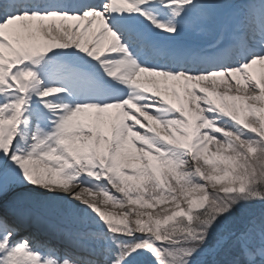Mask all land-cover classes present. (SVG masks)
Instances as JSON below:
<instances>
[{"label":"snow or ice","instance_id":"snow-or-ice-1","mask_svg":"<svg viewBox=\"0 0 264 264\" xmlns=\"http://www.w3.org/2000/svg\"><path fill=\"white\" fill-rule=\"evenodd\" d=\"M0 264H264V0H0Z\"/></svg>","mask_w":264,"mask_h":264},{"label":"bare ground","instance_id":"bare-ground-1","mask_svg":"<svg viewBox=\"0 0 264 264\" xmlns=\"http://www.w3.org/2000/svg\"><path fill=\"white\" fill-rule=\"evenodd\" d=\"M78 190V189H77ZM85 197L86 198H89L88 197V195L87 194H85ZM96 200H97V202L100 204V201L97 199V197H96ZM102 205L100 204V207H101ZM102 209H104V207L102 208ZM107 209V211H110V212H117V214H120L121 212H122V208H114V209H110V208H106Z\"/></svg>","mask_w":264,"mask_h":264},{"label":"rangeland","instance_id":"rangeland-1","mask_svg":"<svg viewBox=\"0 0 264 264\" xmlns=\"http://www.w3.org/2000/svg\"><path fill=\"white\" fill-rule=\"evenodd\" d=\"M98 199L101 201V202H100V204L102 205L101 208L104 207V210H106V208L109 207L108 204H110V205L112 204V203H110V202H109L108 204H104V203H102L103 197H100V198H98ZM116 207H117V206L115 205L114 208H116ZM115 214H116V213H115Z\"/></svg>","mask_w":264,"mask_h":264}]
</instances>
